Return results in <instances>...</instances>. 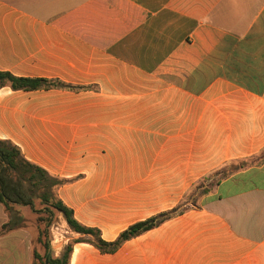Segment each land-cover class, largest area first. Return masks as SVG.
<instances>
[{"label":"crops","instance_id":"crops-1","mask_svg":"<svg viewBox=\"0 0 264 264\" xmlns=\"http://www.w3.org/2000/svg\"><path fill=\"white\" fill-rule=\"evenodd\" d=\"M0 72L72 87H1L0 140L103 241L210 188L68 264H264V0H0ZM20 232L0 264H30Z\"/></svg>","mask_w":264,"mask_h":264},{"label":"trees","instance_id":"trees-1","mask_svg":"<svg viewBox=\"0 0 264 264\" xmlns=\"http://www.w3.org/2000/svg\"><path fill=\"white\" fill-rule=\"evenodd\" d=\"M4 86H8L14 91H30L49 89L52 87L72 88L62 85L58 81L16 77L8 72H0V88ZM244 165L245 162L240 164L241 167ZM232 170H230V172ZM64 183V180L51 176L41 167L27 161L16 146L8 141L0 140V204L3 206L6 213L10 215L8 221L1 226L0 233L12 231L20 225L21 218L15 206H26L31 208L34 212H45L49 215H52L53 212L60 213L72 232L87 235L92 238V240L87 241L80 239L74 240L64 248L61 256L54 257L51 255L49 243L41 241L42 234L40 233L38 242H42L43 254L40 256L36 252H33L32 259L35 260V262L31 264H68V256L71 252L72 244L79 242L90 243L100 252L112 254L124 242L160 226L175 214L182 213L189 207L184 206L189 201L187 197L186 200L177 207L134 223L122 231L114 241L106 242L101 239L98 230L84 227L79 224L74 219L72 211L58 199L55 190ZM202 186L203 185H199L194 188L192 192L199 191L198 196L205 195L209 192L210 188ZM192 192L191 194H193ZM34 198H38L42 203V211H35L33 209ZM196 201L197 197H192L191 204L195 206L197 203Z\"/></svg>","mask_w":264,"mask_h":264},{"label":"rangeland","instance_id":"rangeland-1","mask_svg":"<svg viewBox=\"0 0 264 264\" xmlns=\"http://www.w3.org/2000/svg\"><path fill=\"white\" fill-rule=\"evenodd\" d=\"M199 192V191H198ZM193 193V192H192ZM193 194H196L194 192ZM190 194L187 199L191 204L192 198ZM195 197V196H194ZM189 204V203H188ZM184 206H187L185 204ZM18 214L21 218L20 225L12 231H21L25 238L27 250L30 255V264L35 262L32 259V253L36 252L40 256L43 254L42 242H38L39 234L41 233V241L49 243L51 255L61 256L64 248L73 240H70L69 231L66 225L63 223V216L60 213L53 212L52 215L46 214L45 212H34L31 208L26 206H15ZM35 211H42L43 205L38 198H34V208ZM0 217L6 218L7 221L10 215L6 213L3 206L0 204ZM80 239V238H77ZM83 240H92V238L84 237ZM64 245L62 246V243ZM58 256V257H59Z\"/></svg>","mask_w":264,"mask_h":264}]
</instances>
